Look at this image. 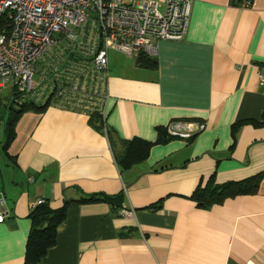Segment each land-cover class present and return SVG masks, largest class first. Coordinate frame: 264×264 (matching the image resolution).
<instances>
[{"label": "crops", "instance_id": "crops-1", "mask_svg": "<svg viewBox=\"0 0 264 264\" xmlns=\"http://www.w3.org/2000/svg\"><path fill=\"white\" fill-rule=\"evenodd\" d=\"M244 1L194 0L185 37L159 41L155 67L123 52L111 59L110 49L102 103L110 133L96 127L93 110L64 106L59 95L20 116L0 163L8 210L0 264H24L39 199L59 208L94 193L122 194V206H70L38 264H264V0ZM175 121L205 129L172 136ZM159 127L169 141L157 142ZM133 139L152 146L123 167L124 141ZM256 175V193L208 207L192 197L211 180Z\"/></svg>", "mask_w": 264, "mask_h": 264}, {"label": "built area", "instance_id": "built-area-1", "mask_svg": "<svg viewBox=\"0 0 264 264\" xmlns=\"http://www.w3.org/2000/svg\"><path fill=\"white\" fill-rule=\"evenodd\" d=\"M193 1L0 0V19L5 21L0 30V91L14 87L35 97L46 86L61 96L64 106L103 114L109 50L155 57L159 41L185 37ZM54 75L67 79L55 82ZM259 79L264 83V70ZM167 128L172 136L190 138L205 124L175 121ZM7 215L6 197L0 193V223Z\"/></svg>", "mask_w": 264, "mask_h": 264}, {"label": "trees", "instance_id": "trees-1", "mask_svg": "<svg viewBox=\"0 0 264 264\" xmlns=\"http://www.w3.org/2000/svg\"><path fill=\"white\" fill-rule=\"evenodd\" d=\"M4 25L5 21L0 19V30ZM137 63L143 67H155L157 61L156 57L140 53L137 56ZM68 74H72V72ZM11 93L12 97L10 101L12 102L9 105L4 104V110L6 112L4 115L0 114V123L2 122L3 125L0 143L5 154H7L8 147L16 137L15 126L20 116L30 110L43 111L51 103H44L43 101L39 104L35 101L31 93H22L15 88ZM0 103H2L1 99ZM91 114V120H93L96 127L109 132L104 120V114H102L101 110H93ZM157 130V142L165 143L171 139L166 128L159 127ZM151 146L152 143L140 139L124 141V151L119 158L120 164L123 167H128L140 162L148 156ZM260 179L261 177L256 175L240 182H228L225 184H213L211 180L205 187L197 189L192 197L199 207H208L223 202L229 197L256 193L259 188ZM122 200V194L108 195L106 193H94L80 199H67L59 208H53L46 199L43 203H37L28 216L31 220V229L25 247L24 264H38L47 251L55 245L58 228L66 218L70 206L78 203L105 201L119 208L122 206Z\"/></svg>", "mask_w": 264, "mask_h": 264}, {"label": "rangeland", "instance_id": "rangeland-1", "mask_svg": "<svg viewBox=\"0 0 264 264\" xmlns=\"http://www.w3.org/2000/svg\"><path fill=\"white\" fill-rule=\"evenodd\" d=\"M157 1H161V0H157ZM127 56H125L124 54H122L119 50L117 49H112L111 50V53H110V58L113 59V58H126ZM129 58H133V57H129ZM34 78L37 80L39 77L38 75H35ZM44 91L41 92V90H37L35 92V101L37 103H42L44 101V103H47V102H50L52 100V97H56V93H54L51 89H49L48 87H44ZM14 89V87H7L3 90L0 91V99L2 100V103H0V114L1 115H4V113L6 112V110H4V104H7L9 105L10 101L11 100V97H12V90ZM16 89V88H15ZM18 91V90H17ZM47 100V101H46ZM2 122L0 123V139L2 137ZM5 152L3 151L2 149V145L0 143V163L1 162H5Z\"/></svg>", "mask_w": 264, "mask_h": 264}]
</instances>
